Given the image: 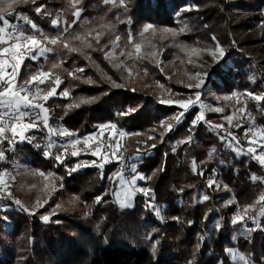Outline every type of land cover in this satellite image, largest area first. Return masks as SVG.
<instances>
[{"label":"trees","instance_id":"trees-1","mask_svg":"<svg viewBox=\"0 0 264 264\" xmlns=\"http://www.w3.org/2000/svg\"><path fill=\"white\" fill-rule=\"evenodd\" d=\"M33 4H20L10 20L15 23L17 14L27 16L43 33L62 36L60 45L46 58L35 62L25 59L20 72L23 78L24 69L31 65L29 71L33 73H51L42 85L45 90L57 89L45 103L50 109V126L64 125L80 138L96 133L100 125L116 124L131 140L125 160L138 155L139 150L141 159L129 163H136L137 174L147 177L139 186L151 189V193H135L132 204L121 207L114 196L120 174L117 162L105 164L103 178L95 166L69 172L80 161L98 159L92 155L72 157L68 152L63 163H53L45 155L44 128L33 129L27 135L36 139L32 143L16 142L15 150L6 152L7 161L0 162V169L27 165L30 171L20 172L16 181L40 192L50 171L62 181L54 179L57 190L48 204L30 216L9 198H0V264H235L227 249L242 252L254 264H264L263 231L243 235L241 224L231 222L245 208H250L249 216H257L263 203L257 201L264 196V165L251 156L237 155L227 140L220 139L225 134L222 128L209 127L217 126L216 116L215 120L206 117L207 123L198 121L193 127L199 112L194 109L177 124L175 117L182 110L158 102L160 85L185 94L188 84L179 80L197 73H205L215 89L231 88L236 76L229 64L234 65L233 57L251 60L260 82H264V59L250 57L247 49H242L236 34L241 27L233 22V17L245 14L242 26L246 29L251 23H264V0H115L107 4L104 0H35ZM41 6L44 9L37 15L35 9ZM186 6L190 8L183 11ZM77 10L81 11L79 19L74 16ZM57 17L59 28L52 24ZM149 24L152 29L143 32ZM65 27L66 33L62 31ZM76 34L85 39H72ZM117 36L123 62L107 58ZM251 41L264 42V32ZM136 43L141 45L138 54ZM217 44L224 48L226 59L211 66L203 53ZM73 48L79 51H71ZM194 48L199 51L193 53ZM150 51L156 55H147ZM54 64L59 66L53 68ZM56 77L61 80L58 86L54 84ZM236 77L244 79L241 72ZM259 88L257 84L249 90ZM65 90L71 97L62 96ZM81 99L90 102L80 103ZM70 104L73 107L69 108ZM246 104L250 114L247 122L253 119L252 123L264 129V118L258 116L254 102L248 100ZM261 106L264 110V101ZM170 116L177 136L191 137L190 143L172 150L160 143L153 148L134 139L137 133ZM9 147L6 143L4 148ZM111 174L115 175L110 178ZM209 179L215 180L211 188ZM98 197H102L99 202ZM44 215L49 216L47 222L42 219Z\"/></svg>","mask_w":264,"mask_h":264},{"label":"snow or ice","instance_id":"snow-or-ice-1","mask_svg":"<svg viewBox=\"0 0 264 264\" xmlns=\"http://www.w3.org/2000/svg\"><path fill=\"white\" fill-rule=\"evenodd\" d=\"M20 2H27V0H0V24L3 26H0V145H3L5 140H7L8 145L12 146L7 149L0 147V162H6L7 151H14V144L17 141L24 142L27 141L28 143H32L36 139L35 135H27L30 131L33 129H39L41 124L44 129H47L48 136L51 137L52 135L59 136L61 138L63 137H71L75 135L74 133L68 131L65 128H53L49 125V112L50 109L48 107H45V103L49 100V98L53 97L56 94V87H52L50 89H43L40 87V85H43L46 80L51 76L50 72L38 70L35 73L29 71L31 65H29L27 68L24 69V76L23 78L20 77V72L22 67L24 66L25 59H30L32 61H37L41 57H45L47 53L51 52L52 49L42 46L43 43L46 41L49 44L55 45L58 40L62 38L61 35H56L54 37H48L46 36L33 21L27 17V16H20V19L28 26H30V29L32 30V34H26V29L19 26V25H12L10 24L9 20L5 18L4 13H8L9 15H12V10L15 4ZM35 2V0H33ZM78 2V0H77ZM109 2H113L114 0H104V3L107 4ZM121 3L124 2V0H120ZM37 14H40L43 11V7H37L35 9ZM45 15H51V13H45ZM74 16L79 19L81 16V11L77 10L74 12ZM75 22V21H74ZM52 24L56 27H61L59 17L52 20ZM70 27V26H69ZM152 25L149 24L146 28H144L143 32H148L149 29H152ZM62 31L66 33L68 31V28H63ZM180 31H184V29H181ZM36 33H39V38L37 37ZM143 35V33H141ZM74 40H80L83 41L85 39L84 35L76 34L71 37ZM98 39V37H97ZM117 41L120 39L119 36L116 37ZM215 39V38H213ZM65 47H67V44H65ZM87 47L91 48L92 45L88 44ZM135 53H140L141 45L139 43H136L135 46ZM71 51H79V49L73 48ZM193 53H196L199 51V49H192ZM209 55L213 57V59H217L219 57L224 56V50L222 47L217 46L214 49H208ZM35 53V54H33ZM108 56H111V53L107 54ZM121 55H124V53H121ZM129 56H132L133 53H128ZM147 55L155 56V52H148ZM59 65L54 64L53 68L58 67ZM116 67H119V65H115ZM77 71H83V69H78ZM199 76V74H198ZM88 82H91L90 80ZM61 83V80L59 77H56L54 80V84L58 86ZM204 83L203 79H199V81L195 84L196 88H200L201 85ZM119 87V85H114ZM188 87H193V85L189 84ZM69 95L68 91L65 90L62 92V96L67 97ZM243 95L247 96L251 100L255 102H261L264 101V94L261 93H253V92H245ZM201 99V96L199 93L196 94L195 100L189 99L188 101H181L179 102L180 108L184 109V111L179 112L177 116L175 117L176 123L179 124L182 121V118L185 115V112L188 111L189 107L193 104L199 103ZM225 99H233V97H225ZM90 101H86L84 99H81L80 103H86ZM168 104H171L172 101H167ZM75 106H79V104H76ZM69 108L73 107V105H69ZM204 104H199V108L201 111L198 115L195 116L194 120L192 121V126L194 127L198 121H204L205 120V114H204ZM210 111H215L217 113L222 111V108H210ZM246 108H234L233 114L225 117V119L228 121L229 125L232 124L233 118L237 116H241L245 112ZM132 110L129 109L128 112L130 113ZM250 115V114H249ZM237 128H239L241 125L238 123L235 125ZM116 124H106L102 125L99 129L100 136L103 135L106 128L115 130ZM169 129H171V125H167ZM210 128L213 130L222 128V125L218 126H212L209 125ZM191 131V129H189ZM249 133H251V136H249ZM10 134V135H8ZM126 135L124 132H120L119 136L123 137ZM138 135V133L136 134ZM245 140L248 141L249 145H255L258 143L259 147H264V129H253L251 126L246 129L244 137ZM99 139V136L95 135H86L83 140L80 138L71 140L70 142V155L72 157H78L81 154V151L84 150H77V145H80L83 143L85 145V150L90 149V154L93 157H97L98 160H92V161H80L74 165L71 169H69V172L75 171L77 169H80L81 167H87V166H95L100 170V175L103 178V169L105 167L106 163L112 162L110 160V155L112 157L116 156V150L119 147L118 141H113L112 138H110L108 141H100V144H98L95 148L91 147V142L96 141ZM149 140L155 139L153 136L148 137ZM220 139L222 141L227 140L228 146L230 148H234L237 155H247L251 156L253 159L257 160L261 165H264V152H260L257 154V147L249 146L247 149L239 146V139L236 137L235 134L232 132H225L223 136H220ZM188 140H191V137L188 138ZM235 141V143H232ZM38 148L40 147L39 144L36 145ZM49 149L54 147L53 143H49L47 145ZM60 148L63 149V153L69 152V145H59ZM106 147L109 149V152L103 153L101 152V148ZM151 147H155L153 144ZM215 151V149H213ZM137 159H140L139 150H137ZM45 155H50L49 153H45ZM54 159L59 162L63 163L64 155L62 153H58L55 155ZM117 164L120 166V174H119V181L121 183H126L130 186H135L137 184V181H144L147 179L144 175L137 174V167L136 164L133 163L130 165L131 172L135 175L132 176V178L125 181V177L123 174V164H124V158L123 156L119 157L116 160ZM193 170L196 168V162L193 161L192 163ZM203 175V172L200 173ZM11 173L5 171L2 174H0V193L3 194V197L11 199L12 193L7 190V183L4 180L5 176H10ZM41 176L44 175V173H40ZM115 174H111L110 178ZM253 180L256 179V177H252ZM215 184L214 179H209L208 181V187L211 188ZM216 187H219L217 184ZM139 192L143 193L145 196H149L151 193V189L147 187H140L138 189ZM135 192H129L128 196L134 195ZM102 199V197L97 198V202H99ZM154 199V197H153ZM204 200L208 199V196L203 197ZM264 202V196H260L257 203ZM15 205L21 207L23 210L27 211L28 209L24 208L21 201L19 199L14 200ZM39 203V202H38ZM130 204L128 203L127 197L125 198V201L121 202V207H128ZM250 208L243 209V213L237 212L233 218H232V224H241V228L243 232L250 233L252 231L261 230L264 231V225L260 223V220L256 215L249 216ZM157 215H159V212L157 211ZM259 217H264V207L261 208L260 212L258 213ZM247 217L249 220L252 221L254 227H249L247 220L245 219ZM44 221L49 220L48 215H44L42 217ZM219 227V225L217 226ZM203 237H201V240ZM227 254L229 257H231L232 261H236L237 257L239 261H242L243 264H254V261H251L250 259H247L244 255L235 253L232 249H227Z\"/></svg>","mask_w":264,"mask_h":264},{"label":"rangeland","instance_id":"rangeland-1","mask_svg":"<svg viewBox=\"0 0 264 264\" xmlns=\"http://www.w3.org/2000/svg\"><path fill=\"white\" fill-rule=\"evenodd\" d=\"M32 1L33 0H27V2H20V3L15 4L12 12H14L20 4H28L29 3V4L34 5ZM72 4H76V1H72ZM189 8H190V6H186V7L182 8V10L186 11ZM43 9H44V7H43ZM35 13H36V11H35ZM12 15H13V13H12ZM12 15H9L8 13H4L5 18L9 20L10 24L19 25V26L26 29V34H32V30L30 29V26L26 25L20 19V14H17V16H15V18L17 19V21L15 23H13L10 20ZM245 17H246L245 14L233 17V18H235V21L233 20V22L234 23L236 22V24L240 25V27H241L240 30L236 31V34L238 35L240 42L244 45L242 49L243 50L247 49V52L250 53L249 54L250 57L260 56L264 59V42L252 44L253 42L251 41V39L260 36L261 33L264 32V23L259 24V25L251 23L253 26L248 25V27L246 29V28H244V25L242 26V20ZM0 26H3V25H0ZM28 29L31 30V33L27 32ZM36 35L39 38L40 34L36 33ZM45 35L48 37H52V36L47 35V34H45ZM96 35H99V32H96ZM60 43L61 42H59V40H58L55 45H52V44H49L45 41L42 46L48 47V48L53 50V48L55 46L60 45ZM63 44H67V43H63ZM217 46L221 47L219 44H217L216 47ZM117 47H118V41H117V39H115L113 42L112 49L109 51V53H111V56L107 55V58L110 59L111 61H114L117 58H119L120 61L123 62L124 55H121V52H118ZM223 50H224V48H223ZM140 52H141V50H140ZM33 54H35V53H33ZM47 55H48V53H47ZM47 55H46V57H47ZM226 55L227 54L225 53V50H224V56L223 57L213 59V57L211 55H209L208 51L203 53L205 60L211 66H216V65H219L220 63H222L226 59ZM41 58H45V57H41ZM233 58H234V65L230 62L229 63L230 66L233 68V71L236 74V76L238 73L241 72L243 74L244 79H242V81H241V78L234 76L232 79L231 88L215 89L210 84V82H208V78H207V75L205 73H197V74L190 76L188 78L182 77L179 80V83L183 80H186V83L188 85L189 84L193 85V87L187 86L189 88V92L185 93V94H176V93L172 92V90L170 88L160 85V88H159L160 95L158 96V102L162 105L173 106L174 108H177V109L184 111V109L180 108L179 102L188 101L189 99L195 100L196 94L199 93L201 96L199 103L191 105L189 107L188 111L185 113H188L194 109H196L200 112L201 109L199 108V104H201V103L204 104L205 107H204L203 111L205 114V118L209 117V118L215 120V116H216L217 119H216V121H214V125H217V126L222 125L223 126L222 130L224 132H232L233 134H235L236 137L239 139V146L240 147H243L245 149H247V147H249V146L257 147V154H259L260 152H264V147H259L258 143L255 145H249L248 141L245 140L243 137H244L246 129H248L250 126L253 129L258 128L254 123H252V121L254 122L253 119L249 118L250 122H247V120H246L248 115H249V109H247L246 102L248 100H250L251 102H254V104L256 105L255 109H256L258 116L264 118V110L261 106L263 101L255 102L243 94L245 92L264 94V82H260L259 76L256 73L257 72L256 67L251 60L248 61V59H244L243 57H240V58L239 57H236V58L233 57ZM127 72L129 74H131V72L129 70H127ZM168 74L171 75L172 70H170V73H168ZM198 74H199V76H198ZM49 78H51V76ZM49 78L47 80H49ZM199 79H203L204 83L201 85L200 88H196L195 84L199 81ZM217 82H219V84L222 85L221 80H217ZM257 84L260 85L259 90H255V91L249 90L251 87H254ZM246 85H247V87H246ZM40 87L43 88L42 85H40ZM243 87H245V88H243ZM68 93H69V95L67 97H71L69 91H68ZM225 97H233V99H225ZM169 100L172 101L171 104L167 103V101H169ZM220 103H222L223 105H220ZM71 105H73V104H71ZM217 107L222 108V111L217 113L215 111L209 110L210 108H217ZM241 107L246 108L245 112L241 116L234 117L232 124L229 125V123L225 119V117L232 115L234 108H241ZM199 112H198V114H199ZM171 119H172L171 116L163 118L159 123L149 127L148 130H146L145 132H139L138 135L134 136L135 137L134 139L142 142L143 145L144 144H150V145L154 144L155 145L156 143H160L162 145L167 146L169 149H172V150H175L178 146H181L185 143H190V141L188 140L189 137H187V136L185 137V136H183V134H181L180 136H177L176 132L174 131L175 128H174L173 123H172L173 121ZM60 121H61V119H60ZM209 122L212 123L211 121H209ZM238 123L241 125L239 128H237L235 126ZM107 124H111V123H107ZM169 124L172 126L171 129H169L167 127V125H169ZM179 124H181V123H179ZM104 125H106V124H104ZM101 126L102 125L99 126V129ZM53 128L68 129L64 125L55 126ZM240 128H243V130L241 132L237 133L236 130H238ZM99 129L96 133L90 134V135L99 136L98 140L91 142V147L95 148L98 144H100L101 140L108 141L110 138H112L114 142L118 141L119 147L116 150V156L112 157L110 155V160L112 162H116V160L119 157L123 156V158H124L123 174L125 173L124 174L125 181L132 178V176L135 174L131 172L130 165L133 163H129V161L130 162L134 161V160L137 161L138 159H137V155H135L134 157L132 156L128 160H125L124 153L129 148H131V144H130L131 140L129 138H127L128 137L127 133L122 131V130H119L117 127L115 130L106 128L103 135L100 136ZM44 130L47 134V137L46 138L44 137V145H45L47 153L50 152V155H49L50 160L53 163L57 162L54 159V157L58 153H62L64 155V158H65L66 154H68V153H63V149L60 148L59 145H62V144L69 145V152H70L72 150L70 147V142H71V140L77 139V133L72 132L68 129L70 132L76 134V135H73L72 139H68L67 137L61 138V137L56 136V135H52L51 137H49L46 129H44ZM120 132H124V133H126V135L121 137V136H119ZM8 135H10V134H8ZM149 136H153V137H155V139L149 140L148 139ZM249 136H251V133H249ZM83 138L84 137H80L81 140H83ZM17 142H20V141H17ZM6 143H7V140H5L4 144L0 145V147L4 148L6 146ZM49 143H53L54 147L49 149L47 147V145ZM76 147H77V150H84V151H81V154L78 157H83L84 155H91L90 149L85 150V145L83 143H81L80 145H77ZM233 150L235 151L234 148H233ZM101 152H102V154L109 152V149L106 147H102ZM140 157H141V155H140ZM112 162H110V163H112ZM110 163H106V164H110ZM136 167H137V164H136ZM5 171L11 173L10 176L4 177V180L7 183V190L11 192V190L13 188V191L11 192L12 197H11L10 201H12L14 203V200L19 199L21 201L22 205L24 206V208H26L28 210L25 211L21 207L15 205V203H14L15 207L17 209L21 210L25 215H28V216H30L31 214L38 213L41 209H43L48 204L50 196L54 193L55 189L57 190V187L54 185V179L61 180L60 177L54 171H50L48 176H46V178L44 180L45 181V187L42 189V192H40V191H36V188L31 187L27 184L22 185V183H20V185H19L18 181H16L17 178L19 176H21L20 172H22V171L23 172H29L30 171V168L27 165H18L17 166L14 164L12 170L0 169V174H2ZM118 177H117L118 185L116 186L114 196H116L115 198L119 202V205H121L122 201H125L126 197H127L128 203L131 205L133 195L128 196V193L132 192V191H134L135 193H141L138 191V189L141 187V186H139V183H141V181L138 180L137 184L135 186H130V185H127L126 183H121L119 181ZM60 188H62V186ZM33 193H36L37 196L31 195ZM141 194L144 195L143 193H141ZM0 198H3L2 193H0ZM146 205L147 204L145 203V206ZM262 207H264V202L260 205V207L257 211V217L260 220V223L264 222V217L258 216V213L260 212ZM89 216L92 217V214L90 213V211H89ZM259 231H261V230H259ZM263 233H264V231H263ZM241 234L245 235V232H243ZM210 239L211 238L208 237V240H210ZM234 252L241 254V255H244L242 252H240L238 250H235ZM231 261H232V259H231ZM234 262H235V264H243L242 261H239L238 257H237L236 261H234Z\"/></svg>","mask_w":264,"mask_h":264},{"label":"built area","instance_id":"built-area-1","mask_svg":"<svg viewBox=\"0 0 264 264\" xmlns=\"http://www.w3.org/2000/svg\"><path fill=\"white\" fill-rule=\"evenodd\" d=\"M40 127H43V126H40ZM68 130V129H67ZM69 131V130H68ZM76 135V134H75Z\"/></svg>","mask_w":264,"mask_h":264}]
</instances>
